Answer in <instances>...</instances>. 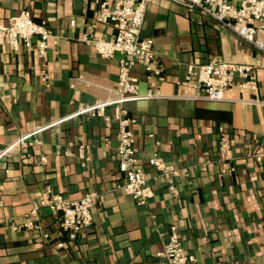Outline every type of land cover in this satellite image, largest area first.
Segmentation results:
<instances>
[{"label":"crops","instance_id":"1","mask_svg":"<svg viewBox=\"0 0 264 264\" xmlns=\"http://www.w3.org/2000/svg\"><path fill=\"white\" fill-rule=\"evenodd\" d=\"M99 2L0 0V26L24 10L60 36L48 41L43 56L37 38L17 49L0 43V152L35 133L31 146L0 161V264H169L157 254L170 226L193 264H264V161L253 158L264 152V104H258L264 56L197 9L167 0L149 4L142 37L152 39L161 74L147 82L137 68L138 93L158 90L160 97L124 104L137 161L153 191L139 205L122 191L115 120L76 114L113 99L117 88L118 57L102 59L81 41L90 26L97 38L115 33L95 21ZM217 60L260 64L257 91H242L236 80L224 101L208 102L183 81L191 64ZM111 114V107L102 110ZM79 145L87 147L85 165ZM153 157L174 173L150 167ZM46 188L72 201L94 194L92 227L71 241L48 209L33 215Z\"/></svg>","mask_w":264,"mask_h":264},{"label":"built area","instance_id":"2","mask_svg":"<svg viewBox=\"0 0 264 264\" xmlns=\"http://www.w3.org/2000/svg\"><path fill=\"white\" fill-rule=\"evenodd\" d=\"M154 0H100L96 22L109 24L114 29L110 37L97 38L93 35V26L81 41L90 44L102 59L118 57V75L115 97L107 102L90 104L81 108L76 114L101 116L106 124L112 119L116 122L118 134L117 168L125 175L126 182L122 187L123 193L139 205H144L153 197V191L148 184L144 167L138 164L134 150V133L131 131L133 119L127 115L124 104L129 101L153 100L160 97L158 90H149L145 95H139V75L137 68H142L145 80L152 82L161 74L153 41L142 37V27L145 13L149 4ZM186 8L197 9L204 16H209L221 28L229 30L239 39L251 45L264 56V0H167ZM73 21H71V24ZM37 38V51L43 56L48 47V41L55 42L60 36L47 29L44 22L36 23L28 12L22 10L19 14L9 17L8 23L0 26V43H7L17 49L22 41L29 46L31 40ZM260 64L231 63L227 61H213L207 65L191 64L183 81L193 85L202 92L205 101L221 102L225 100L226 90L239 80V88L243 91L255 93L258 88L256 71ZM180 84V82H178ZM264 104V100L258 102ZM111 107V117L103 116L102 110ZM68 119V118H67ZM35 133L23 135L0 152V161L13 150L26 149L32 145L30 138ZM218 148L225 159L227 143L223 135L218 141ZM87 147L79 145L78 156L82 165L88 161ZM257 164L264 161V152L253 155ZM44 163L45 157L41 158ZM149 166L167 176L174 171L165 166L161 159L153 157ZM168 188L175 194V187L170 180ZM94 194L86 195L76 201L69 200L61 194H53L50 188L36 201L32 214L39 208H46L58 217L59 226L66 233L69 240L74 241L77 235L90 229L94 223L92 209L95 205ZM24 227L31 228L33 224L26 223ZM21 227H16L18 229ZM46 236V235H45ZM61 245H58L60 248ZM169 264H193L195 257L183 250L175 226H170L168 236L157 254Z\"/></svg>","mask_w":264,"mask_h":264}]
</instances>
